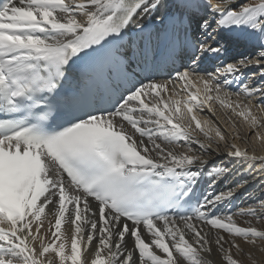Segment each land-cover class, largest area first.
Returning <instances> with one entry per match:
<instances>
[{
    "label": "snow or ice",
    "instance_id": "6c2138e0",
    "mask_svg": "<svg viewBox=\"0 0 264 264\" xmlns=\"http://www.w3.org/2000/svg\"><path fill=\"white\" fill-rule=\"evenodd\" d=\"M175 4L179 14L163 16L157 39L170 55L179 46L188 62L167 80L145 83L133 80L129 66L152 49L117 45L134 29L143 33L141 21L163 0L0 2V264H210L204 254L213 251L223 254L219 264H245L242 257L264 242V231L252 226L264 219V196L232 213L224 209L248 181L217 193L254 162L264 175V156L232 143L228 161L209 168L225 136L196 115L218 101L251 128L264 127L250 99L264 105V0ZM193 31L207 39L190 38ZM241 37L255 38L254 56L197 73L209 54L226 52V40ZM82 64L89 81L113 85L107 107L93 108L79 83L71 87ZM250 67L259 69L252 74L258 83L243 78ZM234 82L235 95L248 99L243 106L229 102L225 89ZM177 83L184 101L174 98ZM234 215L248 217V226Z\"/></svg>",
    "mask_w": 264,
    "mask_h": 264
},
{
    "label": "bare ground",
    "instance_id": "6f19581e",
    "mask_svg": "<svg viewBox=\"0 0 264 264\" xmlns=\"http://www.w3.org/2000/svg\"><path fill=\"white\" fill-rule=\"evenodd\" d=\"M213 2H215V0H213ZM254 55L255 54H252L251 56ZM248 69L253 71L255 67H250ZM258 71L259 69H257V72ZM198 86L201 88L203 87L202 84H198ZM176 88L180 94L179 96H175L174 98L181 99L182 101L186 100L187 94L184 91H182L183 85L177 83ZM200 98L201 99L203 98L202 93ZM250 99H251L252 114L257 117L260 125H264V111H261L260 107H258V106L264 107V105H261V103L258 102V100H260L258 96L252 97ZM229 102H232L234 105L236 103H240L241 106H243L248 102V99L246 98L245 95H239V96L236 95V96H231L229 98ZM209 105L210 107L205 106L203 111H198L196 113L197 118L200 119L202 123L205 120L210 121L209 127L219 128L222 134L225 136V140L220 142V152H221L220 156H216L213 153L208 157L210 161L209 168H211V165L214 163H218L220 161H225V162L228 161L226 152L229 150L230 145L232 143H235L239 148H241V150L247 151L249 155L255 154L256 156H264V140H261L260 138H254V133L256 131H260L262 135H264V127H258L257 129L251 128L247 121H245L242 117H239L236 113H233L231 109H226L222 107L218 101H210ZM238 111L239 109H237V112ZM193 126H194V122H193ZM197 134L202 142L209 143L207 138H205L203 134H200L198 130H197ZM212 134L214 135V132ZM192 146L199 151L198 145L194 143ZM212 148L214 149L217 148V144L213 143ZM235 166L237 168H240V167H244L245 165L236 163ZM257 166H258V162H254L253 170L247 172L244 177H237L235 179L228 180L225 183L218 185L217 193L221 190L234 188L236 183L242 179L248 181L247 185L244 188L237 190L235 198L232 199L230 205L227 208H225L224 211L226 212L231 211L232 213H237L238 209L247 208L249 205L255 203V200L253 198L259 199L262 196H264V175H261L260 173L255 171ZM234 203H236L235 209L231 210V206ZM234 219L237 220L239 226H248L246 224V220L249 219L248 217L234 215ZM252 226L257 227L258 231H264V219H261L259 222L253 219ZM66 227L67 225H62V230L63 228ZM242 247H245L247 249L250 246L246 244H242ZM85 255L86 252L84 251V246L82 245V258ZM204 255L209 260L210 264H219V261L223 259V254L222 253L217 254L215 251H213V253L211 254L205 253ZM234 258L236 257L234 256ZM242 259L244 260L245 264H249L251 259H255L257 264H264V242L258 241L256 247L251 248V252L243 256ZM224 264H227V262L224 261Z\"/></svg>",
    "mask_w": 264,
    "mask_h": 264
}]
</instances>
